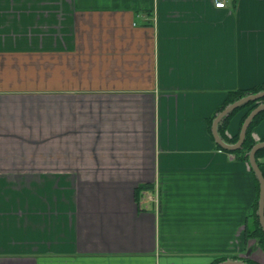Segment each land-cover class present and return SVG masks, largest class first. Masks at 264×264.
<instances>
[{
	"label": "crops",
	"instance_id": "crops-1",
	"mask_svg": "<svg viewBox=\"0 0 264 264\" xmlns=\"http://www.w3.org/2000/svg\"><path fill=\"white\" fill-rule=\"evenodd\" d=\"M261 82L264 0H0V264H264L212 133Z\"/></svg>",
	"mask_w": 264,
	"mask_h": 264
},
{
	"label": "water",
	"instance_id": "water-1",
	"mask_svg": "<svg viewBox=\"0 0 264 264\" xmlns=\"http://www.w3.org/2000/svg\"><path fill=\"white\" fill-rule=\"evenodd\" d=\"M263 96H264V88L261 89L260 91H257V92L245 94V95L235 99L234 101L228 103L219 113H217V115L215 116V118L212 121V133H213V136H214L216 143L219 146H221L222 148H224L226 150H234V149L239 148L242 145L247 127L249 126V124L252 121V119L254 118V116L260 110L264 109V102L256 105L246 115V117L244 118V120L242 122L238 139L233 143L226 142L225 140H223L219 136V134L217 133V124L225 115L230 113L236 107L241 106L250 100H258V99L262 98ZM263 147H264V141L256 142L250 148V150L248 152V161H249L250 167L252 168V170H253V172H254L257 180H258V183H259V198H258L257 215H258V220H259L260 226H261L262 230L264 231V176H263L261 169H260V167L256 161V158H255L256 151L260 148H263ZM216 264H250V263H248L244 260L225 259V260H222Z\"/></svg>",
	"mask_w": 264,
	"mask_h": 264
},
{
	"label": "trees",
	"instance_id": "trees-1",
	"mask_svg": "<svg viewBox=\"0 0 264 264\" xmlns=\"http://www.w3.org/2000/svg\"><path fill=\"white\" fill-rule=\"evenodd\" d=\"M263 88H264V82H261L260 84H257V85H255V86H253L251 88L229 90V91H227V96L224 99V102H223V104L221 105V107L219 109L220 110L223 109L226 104L234 101L235 99H237V98H239V97H241V96H243L245 94L252 93V92H257V91H260ZM260 101H264V96L262 98L258 99V100H250V101L246 102L245 104H243V105H241L239 107H236L230 113H228L225 117H223V119L221 121V124L219 125V132L222 135V138L224 140L229 141V142H235L237 140V138H238V135H237L235 137H232L231 139H228L222 134L223 133L222 128L226 125V122H227L228 118L231 116V114H233L237 109H240L242 107H248L247 111H246V113L244 115L246 117V115ZM263 117H264V109L260 110L254 116L252 121L250 122L249 126L247 127V130H246L245 137H244V140L242 142V145L239 148H237V149L232 151L233 153H235V155L238 156V158H242V159L248 160V152H249L250 148L256 143V141L251 136L252 128ZM244 118H243V120H244ZM210 123H211V119L208 120V125L209 126H210ZM263 155H264V148L258 149L256 151V153H255V158H256V161H257V163L259 165H260L259 158L261 156H263ZM255 186H256V197H255V201H254L253 206H252V213L250 214L252 216V221L255 223V228L253 230H251L250 233H248L247 235L257 237L258 241H259V245H260L261 249L264 251V232H263L262 228L260 227L259 220H258V215L256 213L257 206H258V196H259V183H258V180L256 178H255ZM142 187L145 188L144 186H141V189H142ZM225 258H226L225 255L218 256V257L215 258L214 262H219L221 260H224ZM246 261L248 263H250V264H257V263H254L252 261L250 262L249 260H246Z\"/></svg>",
	"mask_w": 264,
	"mask_h": 264
},
{
	"label": "built area",
	"instance_id": "built-area-1",
	"mask_svg": "<svg viewBox=\"0 0 264 264\" xmlns=\"http://www.w3.org/2000/svg\"><path fill=\"white\" fill-rule=\"evenodd\" d=\"M226 2H227V0H213L214 6L219 7V8L225 7Z\"/></svg>",
	"mask_w": 264,
	"mask_h": 264
}]
</instances>
